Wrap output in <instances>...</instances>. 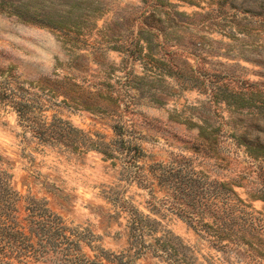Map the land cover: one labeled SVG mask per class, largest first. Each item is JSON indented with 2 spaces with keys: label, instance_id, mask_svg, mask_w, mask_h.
<instances>
[{
  "label": "rangeland",
  "instance_id": "374dc122",
  "mask_svg": "<svg viewBox=\"0 0 264 264\" xmlns=\"http://www.w3.org/2000/svg\"><path fill=\"white\" fill-rule=\"evenodd\" d=\"M0 264H264V0H0Z\"/></svg>",
  "mask_w": 264,
  "mask_h": 264
},
{
  "label": "trees",
  "instance_id": "16d2710c",
  "mask_svg": "<svg viewBox=\"0 0 264 264\" xmlns=\"http://www.w3.org/2000/svg\"><path fill=\"white\" fill-rule=\"evenodd\" d=\"M6 173V172H5ZM8 179H7V198L9 200V210H8V220L9 224H7L5 231L6 234L9 236V238L15 239L17 238L19 240V247L17 251V255L14 256L12 254L14 248L13 245L10 243L11 246L9 248L11 252H9V257L13 258H21L19 259L23 263L27 256H34L35 258H39L43 253L53 251L54 250V241H52V235L49 233L53 232L52 229V223L55 221V223L58 224V221H60L59 217L54 214L48 207L46 203H43L40 207H27L26 210H28V214L25 217V220L28 225H22L21 227L18 225H15L14 220V212L16 211L15 208V201L13 200L12 204V195L14 194V189L11 185L12 183V177L11 174L7 173ZM58 226V225H57ZM59 228L64 229V226L61 225ZM39 231V233H38ZM47 235L45 238H40V235ZM58 235V233H57ZM59 235L61 236V239L68 240L69 236L64 233V231L61 230L59 232ZM61 241L56 242L58 246L60 245ZM89 263H94L93 260H89Z\"/></svg>",
  "mask_w": 264,
  "mask_h": 264
}]
</instances>
